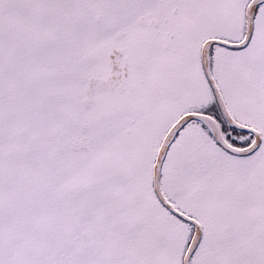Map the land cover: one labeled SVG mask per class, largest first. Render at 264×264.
I'll return each instance as SVG.
<instances>
[{"label":"snow or ice","instance_id":"snow-or-ice-1","mask_svg":"<svg viewBox=\"0 0 264 264\" xmlns=\"http://www.w3.org/2000/svg\"><path fill=\"white\" fill-rule=\"evenodd\" d=\"M0 264H264V0H0Z\"/></svg>","mask_w":264,"mask_h":264}]
</instances>
